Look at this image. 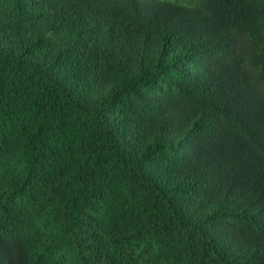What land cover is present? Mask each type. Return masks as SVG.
<instances>
[{
    "label": "trees",
    "instance_id": "obj_1",
    "mask_svg": "<svg viewBox=\"0 0 264 264\" xmlns=\"http://www.w3.org/2000/svg\"><path fill=\"white\" fill-rule=\"evenodd\" d=\"M0 264H264V0H0Z\"/></svg>",
    "mask_w": 264,
    "mask_h": 264
}]
</instances>
